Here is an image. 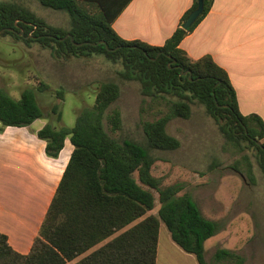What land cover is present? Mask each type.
I'll list each match as a JSON object with an SVG mask.
<instances>
[{
  "label": "trees",
  "instance_id": "16d2710c",
  "mask_svg": "<svg viewBox=\"0 0 264 264\" xmlns=\"http://www.w3.org/2000/svg\"><path fill=\"white\" fill-rule=\"evenodd\" d=\"M37 1L68 13L70 28L49 25L21 4L2 2L0 31L5 29L4 35L39 43L56 59L105 55L114 62L121 61L125 75L141 83L144 95L159 98L170 94L181 100L174 103L172 114L144 122L145 143L131 138L118 140L107 132L105 121L114 130L123 125L120 112L108 113L121 94L114 82L101 85L94 105L78 114L74 127L48 123L39 130L37 135L46 141L48 156L58 158L68 138L74 150L30 253H18L8 236L0 233V264H68L83 255L74 264H157L162 223L173 241L194 255L198 264H210L205 258V243L221 231L220 222L207 218L191 194H181L183 184L163 187L152 168L157 161L153 151L180 147V141L167 132L168 123L173 117L188 118L191 103L198 102L216 119L228 142L250 144L264 172L262 118L242 114L228 72L210 55L192 59L180 47L209 14L215 0H204L201 17L184 29V22L198 7V0H194L180 26L162 46L125 40L114 30V20L131 0ZM67 35L70 37L62 40ZM182 71L187 74L182 75ZM52 113L62 121L58 105L53 106ZM43 118L49 119V115L40 106L35 90L26 88L16 99L0 85L2 129L28 127ZM153 190L159 195L160 207L156 215L146 216L156 206ZM231 259L243 263L237 253L217 250V261Z\"/></svg>",
  "mask_w": 264,
  "mask_h": 264
},
{
  "label": "rangeland",
  "instance_id": "374dc122",
  "mask_svg": "<svg viewBox=\"0 0 264 264\" xmlns=\"http://www.w3.org/2000/svg\"><path fill=\"white\" fill-rule=\"evenodd\" d=\"M2 2L21 4L49 25L64 30L71 26L68 13L47 8L37 0ZM106 82L118 84L121 90L108 113L120 112L122 128L114 130L105 121L107 132L118 140L131 138L145 143L144 122L172 114L174 103L181 100L170 94L159 98L144 95L141 83L125 75L122 62L109 60L105 55L56 59L50 49L39 43L0 34L1 87L16 99L26 88L35 90L40 106L49 115V119H43L53 126L74 127L78 114L94 105L97 92ZM54 105L59 106L62 121L52 113ZM167 132L180 141V147L153 151L157 161L152 174L162 180L163 187L183 184L185 189L181 194H191L207 218L220 222L221 231L205 243L207 262L237 264V259L216 260L217 250L227 249L242 257V264H264V172L250 144L228 142L219 123L198 102L191 103L188 118L173 117ZM134 176L138 179V173ZM153 193L156 206L146 216L156 215L160 207L159 195L155 190ZM182 253L186 252L176 246L162 223L159 264H179L187 254Z\"/></svg>",
  "mask_w": 264,
  "mask_h": 264
},
{
  "label": "crops",
  "instance_id": "0c3cea01",
  "mask_svg": "<svg viewBox=\"0 0 264 264\" xmlns=\"http://www.w3.org/2000/svg\"><path fill=\"white\" fill-rule=\"evenodd\" d=\"M193 2L131 0L113 28L125 40L162 46ZM180 47L192 59L210 55L228 72L242 114H256L264 121V0H215ZM47 124L45 119L28 127L2 129L0 124V233L24 255L39 235L74 150L68 138L58 158L48 156L46 141L37 135ZM188 254L179 264H198Z\"/></svg>",
  "mask_w": 264,
  "mask_h": 264
},
{
  "label": "water",
  "instance_id": "95a60500",
  "mask_svg": "<svg viewBox=\"0 0 264 264\" xmlns=\"http://www.w3.org/2000/svg\"><path fill=\"white\" fill-rule=\"evenodd\" d=\"M203 11H204V0H198V7L194 10V11H192L191 13H190V15L188 16V18H187V20L184 22V24H183V28L184 29H188V28H190V27H192L195 23H196V21L201 17V15L203 14ZM9 31H13V29H8ZM6 30L5 29H3V30H1L0 31V34L1 33H3V32H5ZM21 35H24V32L22 31L21 32ZM68 37H70V35H67L64 39H62V40H65L66 38H68ZM84 43H79V44H77V45H79V46H81V45H83ZM175 62V61H174ZM182 75H186L187 74V72H185V71H182V73H181Z\"/></svg>",
  "mask_w": 264,
  "mask_h": 264
}]
</instances>
